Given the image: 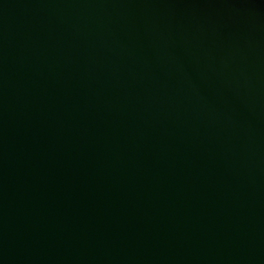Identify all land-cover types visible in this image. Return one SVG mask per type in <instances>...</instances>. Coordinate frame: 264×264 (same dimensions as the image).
<instances>
[{
  "label": "water",
  "instance_id": "95a60500",
  "mask_svg": "<svg viewBox=\"0 0 264 264\" xmlns=\"http://www.w3.org/2000/svg\"><path fill=\"white\" fill-rule=\"evenodd\" d=\"M0 264H264V0H0Z\"/></svg>",
  "mask_w": 264,
  "mask_h": 264
}]
</instances>
